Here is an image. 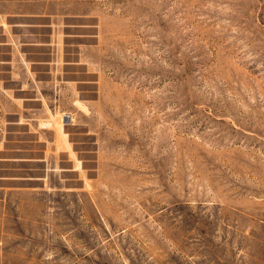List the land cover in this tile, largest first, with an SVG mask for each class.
Wrapping results in <instances>:
<instances>
[{
  "label": "rangeland",
  "instance_id": "1",
  "mask_svg": "<svg viewBox=\"0 0 264 264\" xmlns=\"http://www.w3.org/2000/svg\"><path fill=\"white\" fill-rule=\"evenodd\" d=\"M0 264H264V0H0Z\"/></svg>",
  "mask_w": 264,
  "mask_h": 264
}]
</instances>
